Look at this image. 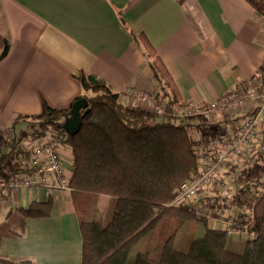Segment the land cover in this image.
<instances>
[{"label": "crops", "instance_id": "1", "mask_svg": "<svg viewBox=\"0 0 264 264\" xmlns=\"http://www.w3.org/2000/svg\"><path fill=\"white\" fill-rule=\"evenodd\" d=\"M140 33L172 75L181 96L175 103L214 100L264 64V15L247 0H0V49L10 43L0 60L2 131L20 114L41 112L43 99L68 107L83 93L73 75L79 68L104 78L126 103L144 107L133 89L162 95ZM209 121L204 129L213 128ZM96 198L85 212L71 189L10 192L0 205V264H82L81 218L101 222L114 202ZM47 200L48 216L18 210Z\"/></svg>", "mask_w": 264, "mask_h": 264}, {"label": "trees", "instance_id": "2", "mask_svg": "<svg viewBox=\"0 0 264 264\" xmlns=\"http://www.w3.org/2000/svg\"><path fill=\"white\" fill-rule=\"evenodd\" d=\"M247 1L264 15V0ZM135 38L160 91L170 104L179 102L173 77L149 38L144 33ZM9 47L7 39L0 60ZM73 75L81 82L83 93L68 107H53L43 99L41 112L15 118L11 141L3 138L0 128V177H8L16 169L23 133L53 131L65 136L71 152V190L77 201L81 199L82 209L93 211L101 194L114 198L103 221L81 218L82 264H264V195L256 207L257 236L247 240L243 250L229 248L227 233L210 226L187 250L175 244L182 219L192 213L167 202L196 169L194 131L206 128L210 122L206 115H158L121 101L120 93L96 74L79 68ZM81 97L87 98L89 111L80 129L69 134L63 128L64 118ZM21 123L24 126L18 135L15 127ZM18 210L25 216H48L52 202L34 201Z\"/></svg>", "mask_w": 264, "mask_h": 264}, {"label": "built area", "instance_id": "3", "mask_svg": "<svg viewBox=\"0 0 264 264\" xmlns=\"http://www.w3.org/2000/svg\"><path fill=\"white\" fill-rule=\"evenodd\" d=\"M133 91L144 108L158 115L226 116L196 139V169L167 205L185 208L212 228L238 234V239H254L256 207L264 195V66L234 89L201 103L170 104L157 92ZM2 136L11 141L15 131L3 130ZM20 137L18 165L8 177H0V205L10 192L25 187L71 189L65 136L28 131Z\"/></svg>", "mask_w": 264, "mask_h": 264}, {"label": "rangeland", "instance_id": "4", "mask_svg": "<svg viewBox=\"0 0 264 264\" xmlns=\"http://www.w3.org/2000/svg\"><path fill=\"white\" fill-rule=\"evenodd\" d=\"M2 48L3 47H1V49H0V53L2 52ZM159 95H161V94H159ZM162 96H163V94H162ZM257 102H259V101H257ZM155 105L153 106V109L155 108ZM151 111L154 112L153 110H151ZM208 119H210V117H208ZM221 120H222L221 116L216 115L211 119V123L214 122V125L219 124V122H223ZM207 127H209V126H207ZM22 128H23V125L19 126L17 128V130L20 131ZM208 130L209 129H204V130H200V131L195 130L194 135L197 137L199 135H205V134H207ZM65 158H66V160L69 159L68 156ZM57 190H65V189H57ZM66 190H70V189H66ZM181 209H185V208H181ZM185 210H187V209H185ZM106 214L107 213H105V216H106ZM208 226H209L208 223H206L203 220L200 221V219L198 220L197 218L194 217L193 214H191V217H189V218L182 219V221L179 225L178 231H177V235H176V241H175L176 246L181 248L182 250H187L189 248L192 240L201 236L205 232L206 227H208ZM227 237H228V243H227L228 247L234 251L243 250L247 244V238L245 236L238 239V234H236L234 232L233 233H227Z\"/></svg>", "mask_w": 264, "mask_h": 264}, {"label": "water", "instance_id": "5", "mask_svg": "<svg viewBox=\"0 0 264 264\" xmlns=\"http://www.w3.org/2000/svg\"><path fill=\"white\" fill-rule=\"evenodd\" d=\"M88 105V100L86 97H81L73 102L72 108L69 113L65 116L63 122V128L69 134H75L81 127L83 122V116L89 111L86 108ZM85 109L84 112L82 110Z\"/></svg>", "mask_w": 264, "mask_h": 264}, {"label": "bare ground", "instance_id": "6", "mask_svg": "<svg viewBox=\"0 0 264 264\" xmlns=\"http://www.w3.org/2000/svg\"><path fill=\"white\" fill-rule=\"evenodd\" d=\"M211 227V226H210ZM212 228V227H211ZM215 229V228H214ZM220 230V229H219ZM223 231V230H222ZM227 233V232H226ZM247 240H249V239H247Z\"/></svg>", "mask_w": 264, "mask_h": 264}]
</instances>
